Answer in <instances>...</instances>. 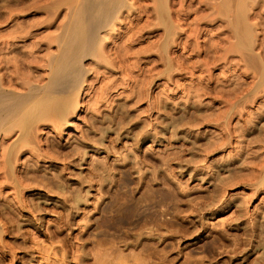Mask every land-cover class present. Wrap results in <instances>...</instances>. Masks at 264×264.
Masks as SVG:
<instances>
[{"label":"rangeland","instance_id":"1","mask_svg":"<svg viewBox=\"0 0 264 264\" xmlns=\"http://www.w3.org/2000/svg\"><path fill=\"white\" fill-rule=\"evenodd\" d=\"M79 1L0 0L2 90L46 95ZM115 1L76 92L0 131V264H264V0Z\"/></svg>","mask_w":264,"mask_h":264},{"label":"bare ground","instance_id":"2","mask_svg":"<svg viewBox=\"0 0 264 264\" xmlns=\"http://www.w3.org/2000/svg\"><path fill=\"white\" fill-rule=\"evenodd\" d=\"M78 1V0H77ZM124 1V0H123ZM166 1V0H165ZM121 3H122V1H120ZM161 2H164V0L163 1H161ZM164 4V3H163ZM73 5V4H72ZM227 5V4H226ZM74 6V5H73ZM73 6H72V8H73ZM119 7H120V5H118ZM117 6V4H116V1L115 0H80L79 1V3H78V5H77V7H76V9H75V12H76V14H74L73 16H74V19L73 20H71V22H70V24H68L69 26L67 27V32H66V35H65V37H64V41H63V45H62V49H61V52H60V54L58 55V56H56V58H54V60H52V62H53V66H52V76H50V74H49V76L51 77L50 78V80H49V82H48V84L47 83H44V84H47V86H45L46 87V89H45V87L44 86H42L41 88H43L44 87V90H45V92H46V95H44V97H43V95H40V94H38L39 92H41V91H39V89H40V87H38V88H36L38 91H36L37 93H31L32 91H33V89H30V90H32L31 92L29 91V89L27 88V90L30 92H28V91H26V94H19L18 92H17V94H9V93H11V92H9V91H7L8 93H6L4 90H2V88H4V87H2V88H0V131H2V130H8L10 127H6V124L10 121V120H12V119H16V118H18V116L19 115H22V108H23V105H25L27 102H30L32 99H34V98H46V99H48V98H54V95L55 94H60V93H70V94H73V92H76L75 90L78 88V87H80V84H82V80L84 79V77L83 76H85L84 74L85 73H83L84 71L81 69V67H80V65H78L79 64V62H81V58L82 57H85V55H90V54H92V52H94L95 51V46H96V44L97 43H99L98 42V40H99V33H100V30L101 29H103V28H105L111 21H112V19H114V14L116 13L117 14V8L119 9V7ZM127 6V5H126ZM72 8H70V9H72ZM123 8V7H122ZM119 11V10H118ZM70 13V12H69ZM241 17V16H240ZM161 18V17H160ZM69 19H70V16H69ZM161 20V19H160ZM235 21H236V19H235ZM241 26V25H240ZM239 26V27H240ZM64 27V26H63ZM247 28V27H246ZM63 29V28H62ZM64 30H62L61 32H63ZM245 32V31H244ZM250 34V33H249ZM248 34V35H249ZM101 36V35H100ZM57 37V36H56ZM102 37V36H101ZM58 39H60V37L58 38ZM62 40V39H61ZM102 40V39H101ZM103 41V40H102ZM242 43V42H241ZM57 45V44H56ZM243 45V44H242ZM244 46V45H243ZM57 47V46H56ZM102 47V46H101ZM252 47V46H251ZM57 53V52H56ZM55 53V54H56ZM59 53V52H58ZM22 54V53H21ZM54 54V53H53ZM98 54V53H97ZM20 55V54H19ZM34 55V54H33ZM32 56V55H31ZM30 56V57H31ZM99 56V55H98ZM16 57V56H15ZM32 57H34V56H32ZM101 57V56H100ZM99 57V58H100ZM1 58V57H0ZM5 58V57H4ZM260 58V57H259ZM10 59V58H9ZM51 59V58H50ZM102 59V58H101ZM257 59V58H256ZM15 60V59H14ZM22 60V59H21ZM30 60V59H29ZM99 60V59H98ZM50 61V60H49ZM36 62V61H35ZM5 63H3V65H4ZM13 64V63H12ZM21 64V63H20ZM251 64V63H250ZM261 64H263V62L261 63ZM17 65V64H16ZM19 65V64H18ZM47 65V64H46ZM52 65V64H51ZM253 65V64H252ZM262 66H264V65H262ZM1 67V66H0ZM16 67V66H15ZM257 67V66H256ZM83 69H84V67H83ZM260 69V68H259ZM20 70V69H19ZM23 70V69H22ZM31 70V69H30ZM38 70V69H37ZM263 70H264V67H263ZM88 71V70H87ZM260 71V70H259ZM257 72V71H256ZM263 71H261V73H262ZM9 73H10V71H9ZM22 75V74H21ZM262 75V74H261ZM260 75V76H261ZM7 76V75H6ZM33 76V75H32ZM11 77V76H10ZM22 77H23V75H22ZM36 77V76H35ZM49 78V77H48ZM264 78V77H263ZM1 79V81H3V78H0ZM259 79V78H258ZM42 81V80H41ZM83 81H85V80H83ZM14 82V81H13ZM16 82V81H15ZM24 82H26V81H24ZM257 82H258V80H257ZM262 82V81H261ZM22 83V82H21ZM2 84H3V82H2ZM12 84V83H11ZM26 84V83H25ZM264 84V83H263ZM42 85V84H41ZM41 85H39V86H41ZM259 85V84H258ZM257 85V86H258ZM4 86H6V85H4ZM36 86V85H35ZM6 88V87H5ZM4 88V89H5ZM8 89H9V87H8ZM25 89V88H24ZM103 89V88H102ZM257 89V88H256ZM16 90V89H15ZM19 90V89H18ZM78 91V90H77ZM105 91V90H104ZM13 92V91H12ZM34 92H35V88H34ZM25 93V92H24ZM42 93H43V91H42ZM246 93H248V92H246ZM259 93V92H258ZM70 94H69V96H70ZM78 94V93H77ZM76 95V94H75ZM74 95V96H75ZM258 95V94H257ZM64 97H68V96H63V97H61L62 99H59V98H57L56 100V104L54 105H51V106H49L48 105V102H47V105L46 106H44V105H41L40 104V106H37V107H35V108H32L30 111H29V113H30V115L31 116H36V117H40V118H42L43 119V117H42V115L44 116V115H47V116H49V115H52L51 116V118L50 119H52V118H54L55 116H56V119L55 120H57V122H59V120L57 119V116H59V119L61 118V117H63L64 116V113L65 112H67L68 113V111H69V107L70 106H72L73 107V105H71L70 104V99H71V97H70V99H69V97L68 98H65L64 99ZM73 97V96H72ZM76 97H77V95H76ZM75 98V97H74ZM252 99V98H251ZM60 100V101H59ZM38 101V100H37ZM45 101V100H44ZM46 101H48V100H46ZM34 102V101H33ZM40 102V101H39ZM49 102H50V100H49ZM73 104H74V102L73 101H71ZM31 103V102H30ZM51 103V102H50ZM49 103V104H50ZM33 104V103H32ZM28 107L29 106H27V108L26 109H28ZM264 107V106H263ZM72 109V108H71ZM66 110H68V111H66ZM24 111L26 112L27 110H25V108H24ZM23 111V112H24ZM71 111V110H70ZM21 113V114H20ZM26 114V113H25ZM55 115V116H54ZM253 115V114H252ZM263 115V114H262ZM30 116V117H31ZM54 116V117H53ZM130 117V116H129ZM20 118V117H19ZM23 118V117H22ZM21 118V119H22ZM39 118V119H40ZM45 118H47L46 116L44 117V119ZM252 118V117H251ZM250 118V119H251ZM258 118V117H257ZM49 120V119H48ZM131 120V119H130ZM51 121H53V120H51ZM30 122H32V121H30ZM56 122V121H55ZM21 123H23V121L21 120ZM49 123V122H48ZM38 124V123H37ZM121 124V123H120ZM250 124V123H249ZM8 125V124H7ZM16 125L18 126V125H20V129H21V126L23 125V124H20V122L17 124L16 123ZM16 126V127H17ZM236 126V125H235ZM242 126V125H241ZM17 127V128H18ZM30 127V126H29ZM142 127V126H141ZM223 127V126H222ZM31 128V127H30ZM236 128V127H235ZM252 128V127H251ZM19 129V130H20ZM18 130V129H17ZM9 132H10V130H8ZM254 131V130H253ZM3 132V131H2ZM7 132V131H6ZM6 132H4V133H6ZM9 132H7V133H9ZM20 132H21V130H20ZM227 132V131H226ZM237 132V131H236ZM1 133V132H0ZM6 133V134H7ZM26 134V133H25ZM29 134L30 133H28V136H29ZM239 134V133H238ZM253 135V134H252ZM264 135V134H263ZM229 137V136H228ZM239 137V136H238ZM242 137H243V135H242ZM256 137H258V136H256ZM220 138V137H219ZM226 138V137H225ZM249 138V137H248ZM262 138V137H261ZM40 140V139H39ZM242 140V139H241ZM258 140V139H257ZM256 141V140H255ZM259 141V140H258ZM262 141H263V139H262ZM222 142V141H221ZM236 142V141H235ZM23 143V142H22ZM250 143V142H249ZM21 145H24V143L23 144H21ZM213 145V144H212ZM239 145V144H238ZM37 146V145H36ZM28 147V146H27ZM192 147V146H191ZM255 148V147H254ZM247 149V148H246ZM15 150V149H14ZM31 150V149H30ZM177 151V150H176ZM180 151V150H179ZM256 151V150H255ZM185 152V151H184ZM182 153V152H181ZM208 153V152H207ZM210 153V152H209ZM249 153V152H248ZM228 155V154H227ZM233 156V155H232ZM263 156V155H262ZM228 157V156H227ZM256 157V156H255ZM261 157V156H260ZM7 158V157H6ZM10 158V157H9ZM204 158V157H203ZM231 158V157H230ZM263 158V157H262ZM36 159V158H35ZM200 159V158H199ZM246 159V158H245ZM181 160V159H180ZM15 161V160H14ZM184 161V160H183ZM213 161V160H212ZM246 161V160H245ZM178 162V161H177ZM193 162V161H192ZM222 162V161H221ZM226 162V161H225ZM262 162V161H261ZM260 162V163H261ZM4 163V162H3ZM34 163V162H33ZM223 163V162H222ZM240 163V162H239ZM200 164V163H199ZM244 164V163H243ZM217 165V164H216ZM234 165V164H233ZM255 165V164H254ZM262 165H264V164H262ZM3 166V165H2ZM7 166V165H6ZM37 166V165H36ZM248 166V165H247ZM261 166V165H260ZM8 167V166H7ZM9 167H10V165H9ZM216 167V166H215ZM215 167H213L214 169H215ZM258 167V166H257ZM11 168V167H10ZM204 168V167H203ZM224 168V167H223ZM233 168V167H232ZM231 168V169H232ZM242 168V167H241ZM260 168H262V167H260ZM211 169V168H210ZM235 169V168H234ZM257 169V168H256ZM233 170V169H232ZM259 170V169H258ZM257 170V171H258ZM40 171V170H39ZM217 171V170H216ZM229 171H230V169H229ZM233 171H235V170H233ZM239 171H241V170H239ZM253 171V173H254V170H252ZM251 170L250 171H248V173L249 172H252ZM262 171V170H261ZM211 172V171H210ZM230 172H232V171H230ZM238 173V171H235V173ZM213 173V172H212ZM212 173H211V175H212ZM221 173V172H220ZM259 173V172H258ZM264 173V172H263ZM214 174V173H213ZM207 175V174H206ZM220 175V174H219ZM232 175V174H231ZM246 175H249V174H245V176ZM260 175H262V174H260ZM259 175V176H260ZM33 176H35V175H33ZM51 176V175H50ZM215 176V175H214ZM221 176V175H220ZM234 176H237V175H234ZM233 176V177H234ZM239 176V175H238ZM235 177L236 178V180H237V178H240V177ZM244 176V175H243ZM263 176V175H262ZM7 177H8V175H7ZM213 177V176H212ZM211 177V178H212ZM216 177H218V175L216 176ZM227 177V176H226ZM230 177V176H229ZM210 178V177H209ZM234 178V179H235ZM242 178V177H241ZM251 178V177H250ZM220 179V178H219ZM233 179V178H232ZM248 179V178H247ZM254 179V178H253ZM62 180H63V178H62ZM212 180H214V179H212ZM222 180V179H221ZM226 180V182H227V184H228V181H227V179H225ZM224 180V181H225ZM240 180V179H239ZM243 180V178L241 179V181ZM250 180V179H249ZM256 180H257V178H256ZM256 180H254V181H256ZM47 181V180H46ZM230 181H232V180H230ZM229 181V182H230ZM238 181V180H237ZM236 181V182H237ZM167 182V181H166ZM240 182V181H239ZM250 182V181H249ZM187 183V182H186ZM214 183V182H213ZM215 183H216V181H215ZM222 183V182H221ZM224 184H226L225 182H223ZM231 183H233V182H231ZM251 183V182H250ZM256 183V182H255ZM170 184V183H169ZM217 184H218V182H217ZM226 184V185H227ZM238 184V183H237ZM182 185V184H181ZM221 185V184H220ZM229 185H230V183H229ZM168 186V185H167ZM187 186V185H186ZM215 186L217 187V186H219V185H214V187L213 188H215ZM224 187V186H223ZM255 187V186H254ZM1 188V187H0ZM69 188V187H68ZM168 188V187H167ZM217 188H219V187H217ZM217 188H216V190H217ZM227 188V187H226ZM175 189V188H174ZM182 189V188H181ZM208 189V188H207ZM10 190V189H9ZM16 190V189H15ZM54 190V189H53ZM177 190V189H176ZM219 190V189H218ZM217 190V191H218ZM223 190V189H222ZM222 190H221V192H222ZM253 190V189H252ZM66 192V191H65ZM216 192V191H215ZM215 192L214 193H212V195L213 194H215ZM220 192V194L221 195H223L222 193ZM178 193V192H177ZM208 193V192H207ZM218 193V192H217ZM254 193V192H253ZM73 194V193H72ZM202 194V193H201ZM219 193L217 194V195H220ZM64 195H66V194H64ZM172 195V194H171ZM211 195V194H210ZM212 195H211V197H212ZM216 195V194H215ZM216 195V196H217ZM78 196V195H77ZM77 196H75V197H77ZM214 196V195H213ZM24 197V196H23ZM74 197V196H73ZM158 197V196H157ZM199 197V196H198ZM215 197V196H214ZM219 197H222V196H219ZM13 199V198H12ZM217 199V198H216ZM213 200H215V199H213ZM211 201H212V199H211ZM216 201V200H215ZM250 201V200H249ZM77 202V201H76ZM137 202V201H136ZM157 202V201H156ZM196 202V201H195ZM210 202V201H209ZM214 202V201H213ZM217 202V201H216ZM8 203V202H7ZM72 203V202H71ZM79 203V202H78ZM135 203V202H134ZM177 203V202H176ZM216 204V203H215ZM231 204V203H230ZM8 205V204H7ZM21 205V204H20ZM139 205V204H138ZM203 205V204H202ZM206 205V204H205ZM208 205H211V204H208ZM132 206H133V204H132ZM182 206V205H181ZM17 207V206H16ZM35 207V206H34ZM74 207V206H73ZM212 207V206H211ZM2 208V207H1ZM113 208V207H112ZM133 208V207H132ZM200 208V207H199ZM206 208H207V206H206ZM18 209H19V207H18ZM37 209V208H36ZM124 209V208H123ZM140 209V208H139ZM190 209V208H189ZM200 209H202V208H200ZM204 209V208H203ZM246 209V208H245ZM65 210V209H64ZM114 210V209H113ZM182 210V209H181ZM197 210H198V208H197ZM14 211V210H13ZM16 211V210H15ZM232 211H233V209H232ZM245 211V210H244ZM182 212V211H181ZM240 212V211H239ZM243 212V211H242ZM9 213V212H8ZM12 213V212H11ZM124 213V212H123ZM128 213V212H127ZM179 213V212H178ZM247 213V212H246ZM132 214V213H131ZM154 214V213H153ZM240 214V213H239ZM259 214V213H258ZM178 215V214H177ZM241 215H242V213H241ZM248 215V214H247ZM125 216V215H124ZM239 217H240V215H238ZM7 218V217H6ZM11 218V217H10ZM14 218V217H13ZM30 218V217H29ZM32 218V217H31ZM114 218V217H113ZM241 218V217H240ZM242 218H244V217H242ZM257 218V217H256ZM9 219V218H8ZM124 219V218H123ZM134 219V218H133ZM147 219V218H146ZM159 219V218H158ZM171 219V218H170ZM173 219V218H172ZM12 220V219H11ZM15 220H16V217H15ZM30 220V219H29ZM157 220V219H156ZM187 220V219H186ZM26 221V220H25ZM31 221V220H30ZM171 221V220H170ZM218 221V220H217ZM257 221V220H256ZM27 222H29L28 220H27ZM191 222V221H190ZM255 222V221H254ZM263 222V221H262ZM16 224H17V221L15 222ZM158 223V222H157ZM164 223V222H163ZM192 223V222H191ZM199 223V222H198ZM251 223V222H250ZM253 223V222H252ZM256 223V222H255ZM162 224V223H161ZM174 224V223H173ZM190 224V223H189ZM204 224V223H203ZM19 225V224H18ZM148 225V224H147ZM180 225V224H179ZM194 225H196V224H194ZM205 225V224H204ZM219 225V224H218ZM14 226V225H13ZM20 226V225H19ZM70 226V225H69ZM144 226V225H143ZM149 226H150V224H149ZM169 226V225H168ZM197 226V225H196ZM253 226V225H252ZM259 226V225H258ZM261 226V225H260ZM12 227V226H11ZM18 227V226H17ZM17 227H16V229H17ZM42 227V226H41ZM159 227V226H158ZM170 227V226H169ZM176 227V226H175ZM178 227V226H177ZM195 227V226H194ZM201 227V226H200ZM217 227V226H216ZM195 228H197V227H195ZM206 228V227H205ZM226 228V227H225ZM252 228V227H251ZM20 230H22V226H20V228H19ZM18 229V230H19ZM8 230V229H7ZM168 230V229H167ZM251 230V229H250ZM262 230V229H261ZM249 231V230H248ZM247 231V232H248ZM19 232V231H18ZM33 232V231H32ZM226 232V231H225ZM228 232V231H227ZM253 232H255V231H253ZM252 232V233H253ZM14 233V232H13ZM111 233V232H110ZM264 233V232H263ZM22 234V233H21ZM239 234V233H238ZM251 234V233H250ZM261 234V233H260ZM153 235V234H152ZM159 235V234H158ZM237 235V234H236ZM246 235V234H245ZM233 236V235H232ZM164 237V236H163ZM234 237V236H233ZM238 237V236H237ZM248 237V236H247ZM103 238V237H102ZM107 238V237H106ZM256 238V237H255ZM112 239V238H111ZM110 239V240H111ZM159 239V238H158ZM239 239V238H238ZM258 239V238H257ZM32 240V239H31ZM105 240V239H104ZM249 240V239H248ZM260 240V239H259ZM98 241V240H97ZM263 241V240H262ZM21 242V241H20ZM149 242H151V241H149ZM247 242V241H246ZM245 242V243H246ZM251 242V241H250ZM260 242V241H259ZM153 243V242H152ZM237 243V242H236ZM37 244V243H36ZM113 244V246L115 247L112 251L110 250V252H107V251H102V250H105V249H102V247H101V251H102V253H106L107 254V256L108 257H106L105 255L104 256H102L103 254L101 253H99L100 252V250L98 251H96V253L97 254H100L101 256H99L100 258H102V257H106L105 259H106V261H108V259L110 260V262L109 263H111V264H113V262H111V261H115L114 259L116 258V259H118L117 258V255L115 254V249L117 250L118 249V246H117V248H116V246L114 245V243H112ZM150 244V243H149ZM233 244V243H232ZM238 244V243H237ZM236 244V245H237ZM244 244V243H243ZM251 244V243H250ZM259 244V243H258ZM263 244V243H262ZM27 245V244H26ZM101 245V244H100ZM107 245V244H106ZM123 245V244H122ZM143 245V244H142ZM236 245H235V247H236ZM248 245V244H247ZM94 246V245H93ZM97 246V245H96ZM107 246H110V245H107ZM112 246V245H111ZM110 246V247H111ZM145 246V245H144ZM147 246H148V244H147ZM151 246H152V244H151ZM256 246V245H255ZM16 248V247H15ZM44 248V247H43ZM108 248V247H107ZM113 248V247H112ZM143 248V247H142ZM158 248V247H157ZM28 249H29V247H28ZM45 249V248H44ZM146 249V248H145ZM236 249H238V248H236ZM243 249H245V248H243ZM46 250V249H45ZM133 250V249H132ZM149 250H151V249H149ZM153 250V249H152ZM256 250V249H255ZM10 251V250H9ZM108 251H109V248H108ZM121 251V250H120ZM146 250H144L143 252H145ZM209 251V250H208ZM241 251V250H240ZM24 252V251H23ZM29 252V251H28ZM118 252H119V250H118ZM121 252H123V251H121ZM119 253L120 254V256H122V253ZM143 252H141V253H143ZM151 252V251H150ZM149 252V253H150ZM158 252V251H157ZM136 253V252H135ZM148 253V252H147ZM153 253V252H152ZM260 253V252H259ZM42 254V253H41ZM118 254V253H117ZM119 254H118V257H119ZM262 254V253H261ZM95 255V254H94ZM141 255V254H140ZM152 255V254H151ZM165 255V254H164ZM176 255V254H175ZM187 255V254H186ZM260 255V254H259ZM97 256V255H96ZM133 256H137V254H134ZM158 256V255H157ZM264 256V255H263ZM12 257V256H11ZM125 257V256H124ZM132 257V256H131ZM149 257H150V254H149ZM153 257V256H152ZM166 257V256H165ZM30 258H31V256H30ZM104 258H102V259H104ZM122 258V257H121ZM121 258L119 257V260H121ZM136 258H138V256L136 257ZM156 259H157V257H155ZM195 258V257H194ZM261 258V257H260ZM259 258V259H260ZM96 259V258H95ZM98 259V258H97ZM102 259H100V262H99V259H98V263L97 264H99V263H101V260ZM104 259V260H105ZM132 259H133V257H132ZM135 259V258H134ZM139 259V258H138ZM143 259V258H142ZM142 259L140 260V261H142ZM145 259H147L146 257H145ZM163 259H164V257H163ZM255 259V258H254ZM44 260V259H43ZM47 260V259H46ZM85 260V259H84ZM124 260V259H123ZM126 260V259H125ZM135 260H137V259H135ZM134 260V261H135ZM148 260V259H147ZM257 260V259H256ZM261 260H263V259H261ZM105 261V262H106ZM139 261V260H138ZM152 261V260H151ZM201 261V260H200ZM104 262V261H103ZM102 262V263H103ZM137 262V261H136ZM146 262V261H145ZM162 262H164V260L162 261ZM254 262H255V260H254ZM87 263V262H86ZM101 263V264H102ZM108 263V262H107ZM107 263H105V264H107ZM108 263V264H109ZM125 263V262H124ZM132 263V262H131ZM135 263V262H134ZM157 263V262H156ZM30 264V263H29ZM96 264V263H95ZM115 264V263H114ZM118 264V263H117ZM122 264V263H121ZM137 264V263H136ZM139 264V263H138ZM155 264V263H154ZM198 264V263H197ZM261 264H263V262L261 263Z\"/></svg>","mask_w":264,"mask_h":264}]
</instances>
